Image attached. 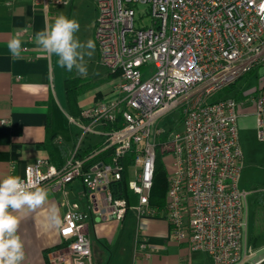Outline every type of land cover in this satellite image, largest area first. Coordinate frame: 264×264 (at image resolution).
Instances as JSON below:
<instances>
[{
	"label": "built area",
	"instance_id": "2783aa9c",
	"mask_svg": "<svg viewBox=\"0 0 264 264\" xmlns=\"http://www.w3.org/2000/svg\"><path fill=\"white\" fill-rule=\"evenodd\" d=\"M30 1L44 12L71 2ZM93 1L99 64L113 76L112 89L83 108L80 120L69 118L79 132L62 164L38 158L21 178L61 194L58 235L72 264L91 263L89 221H122L129 210L138 219L163 218L178 242L212 264H242L247 192L239 185V102L234 96L211 99L264 64V0ZM250 101L257 138L264 142V89ZM175 109L180 129L159 127V118ZM99 125L102 143L84 148ZM157 152L171 156L162 207L149 201ZM96 156L101 159L93 161ZM125 169L136 197L132 205L117 189ZM74 182L82 186L83 204L70 199ZM135 253H152L142 234Z\"/></svg>",
	"mask_w": 264,
	"mask_h": 264
},
{
	"label": "crops",
	"instance_id": "0c3cea01",
	"mask_svg": "<svg viewBox=\"0 0 264 264\" xmlns=\"http://www.w3.org/2000/svg\"><path fill=\"white\" fill-rule=\"evenodd\" d=\"M59 6L52 5L44 12L30 0H0V122L6 121L0 123V179L9 174L22 177L24 167L38 158H48L55 165L62 164L79 132L69 118L80 120L81 110L106 97L115 81L98 62L105 74L97 78V85L91 86L75 70L69 72L60 68L55 55H47L34 43L35 33L47 22H52L50 11ZM16 34L23 42L22 48L27 47L19 58H13L7 48V42ZM95 50L98 58L97 48ZM65 79L80 80L73 106L66 99ZM103 130L102 126H97V133L87 136L83 147L98 148ZM43 187L49 192V205L54 204L60 209L62 219L61 194L48 186ZM81 191L80 183L74 182L70 187V199L83 204L86 197H79ZM49 205L27 215L20 214L19 234L25 250L23 264H72L58 228L46 227L44 214ZM245 221L247 223L246 200ZM87 226L91 238L90 264H206L203 260L194 262L198 252H191L178 242L163 218L138 219L134 211L129 210L122 221L103 218L89 221ZM258 227L246 245L245 225L242 246L249 261L242 264H264V226ZM139 234L145 236L151 246L149 257L135 253Z\"/></svg>",
	"mask_w": 264,
	"mask_h": 264
},
{
	"label": "rangeland",
	"instance_id": "374dc122",
	"mask_svg": "<svg viewBox=\"0 0 264 264\" xmlns=\"http://www.w3.org/2000/svg\"><path fill=\"white\" fill-rule=\"evenodd\" d=\"M60 14L78 20L80 30L76 35L81 41H87L94 37L93 21L96 18V9L93 0H72L71 5L59 6L50 11V21H53ZM98 62L96 50L91 58L86 57L88 73L84 77L86 78L85 81L91 86L93 83L97 85V78L105 74V70L97 64ZM148 69L142 68L143 74L148 72ZM263 89L264 64L254 67L250 73L237 79L228 91L222 89L220 92L215 93L211 99L215 100L234 96L240 102L238 105V113L240 111V114L237 118V127L243 155V167L239 184L241 189L248 192L246 198L247 223L244 231L246 245L251 237V233L257 229V226H264V142L259 141L257 138L255 108L253 102L250 101V98L256 97ZM241 102L244 104H241ZM170 124L176 129H180L179 109L170 111L168 114L160 117L157 123L159 127ZM157 156V159L163 164L164 169H166L167 179V174L171 170V156L170 154H160L159 152H157ZM194 257V262L203 260L206 264H211L206 257L199 253ZM248 261L246 262L248 263Z\"/></svg>",
	"mask_w": 264,
	"mask_h": 264
},
{
	"label": "clouds",
	"instance_id": "9594fccd",
	"mask_svg": "<svg viewBox=\"0 0 264 264\" xmlns=\"http://www.w3.org/2000/svg\"><path fill=\"white\" fill-rule=\"evenodd\" d=\"M80 23L75 18L60 14L52 22L35 33L34 43L47 55L57 57V65L78 75L88 73L86 57L95 52V41H81L76 35ZM19 34L8 42L7 48L13 58H19L22 51ZM49 205V192L39 184L9 174L0 179V264H23L25 260L24 242L19 234L23 213L27 215ZM48 228H59L62 224L60 209L49 205L45 212Z\"/></svg>",
	"mask_w": 264,
	"mask_h": 264
},
{
	"label": "trees",
	"instance_id": "16d2710c",
	"mask_svg": "<svg viewBox=\"0 0 264 264\" xmlns=\"http://www.w3.org/2000/svg\"><path fill=\"white\" fill-rule=\"evenodd\" d=\"M64 85H65L64 88H65L67 102L71 106H73L72 103L74 102L76 98V90L80 86V80L79 79H65ZM231 85L227 86L225 89L228 91ZM97 158L98 156H96L93 159V161L96 160ZM127 181H128V172L125 169V171L123 172V177L121 181L117 184V189L120 190L121 194L126 198L127 204L132 205L136 202V197L128 189ZM165 192H166V169H164L163 164L157 159L156 166H155V172L153 176V184H152L150 198H149L150 203L152 205H156L159 207L164 206L165 200H166Z\"/></svg>",
	"mask_w": 264,
	"mask_h": 264
}]
</instances>
